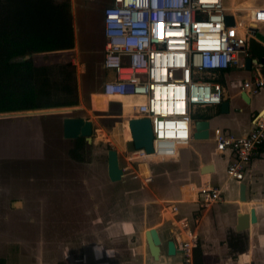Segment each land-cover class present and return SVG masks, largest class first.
<instances>
[{
  "label": "built area",
  "instance_id": "1",
  "mask_svg": "<svg viewBox=\"0 0 264 264\" xmlns=\"http://www.w3.org/2000/svg\"><path fill=\"white\" fill-rule=\"evenodd\" d=\"M238 12L230 11L223 0H109L103 7V93L138 100L131 105L133 117L150 120L153 153L143 148L127 153L131 163L145 165L144 171H132L143 185L152 181L150 156L170 159L192 139L193 108L221 104L224 89L214 75L234 66L247 36L264 23V6L251 9L246 23L237 21ZM229 14L234 18L231 25L226 21ZM262 89L261 75L240 87L249 94ZM252 124L240 136L219 128L213 131L215 149L231 151L234 157L226 167L228 178L242 179L246 165L264 147V111L254 115ZM126 169L122 167L124 175ZM199 192L204 207L221 199L218 187L202 186ZM164 205L176 216V205ZM172 225L180 234L183 263L193 264L198 233L185 217Z\"/></svg>",
  "mask_w": 264,
  "mask_h": 264
},
{
  "label": "crops",
  "instance_id": "2",
  "mask_svg": "<svg viewBox=\"0 0 264 264\" xmlns=\"http://www.w3.org/2000/svg\"><path fill=\"white\" fill-rule=\"evenodd\" d=\"M77 1H87L91 8L96 5L93 0H76V8ZM254 1L236 0L228 6L223 0L230 11L242 9L236 16L241 23L249 20L251 9L264 6V0L260 4ZM72 4L71 12H75ZM259 25L264 27V23L257 24L253 35L247 36L241 52L243 55L238 56L234 66L214 75L224 89L222 102H228L227 110L223 111L221 104L193 108L192 134L195 122L204 120L207 121L206 137L196 139L192 136L186 145L179 147L174 157L151 162L153 180L150 196L153 200H143L145 197L138 191H121L118 194L108 190L105 205L98 203L85 211L82 222L72 220L70 224L73 226L63 228L72 231L82 229L70 234L76 235L80 241L79 247L75 246L76 242L75 247L72 246L76 248V258L71 259L72 263L184 264L178 243L180 234L172 224L177 218L185 217L199 235L193 264H264V147L246 165L243 178L236 180L226 175V167L234 158L232 152L217 151L212 139L216 128L238 136L247 134L252 129L254 115L264 111V89L256 94L245 92L244 97L240 90L243 81L264 76V62L261 61V57L264 59V38H255ZM60 51L73 52L68 49L49 52ZM247 58L252 59L248 65ZM202 186L220 188L221 199L207 207L202 206L199 192ZM136 198L137 203L142 202V207L134 205ZM166 202L177 206L176 216L164 208ZM251 208L255 209L256 221L245 227L239 226L240 216L249 214ZM58 210L72 215L79 209L78 205L68 207L62 203ZM150 227L156 228L161 238L157 258L150 253L144 235ZM169 240L174 242V254L167 252Z\"/></svg>",
  "mask_w": 264,
  "mask_h": 264
},
{
  "label": "rangeland",
  "instance_id": "3",
  "mask_svg": "<svg viewBox=\"0 0 264 264\" xmlns=\"http://www.w3.org/2000/svg\"><path fill=\"white\" fill-rule=\"evenodd\" d=\"M71 1L74 10L76 0ZM93 1L96 5L92 4L94 5L92 7L99 9L96 13L89 10L93 38L99 41L103 38V54L99 56V61L96 57L98 53L92 52L91 60L83 63L78 48L71 53L60 51L30 55L36 64L58 61L62 63L66 59L71 60V64L75 66L79 85L77 113L91 119L94 124L92 143H87L80 151L82 159L70 157L69 150L74 147L75 140H62L60 118L54 114L69 113L72 107H54L40 112L35 111L41 114L34 115V119L28 120L26 118H32L29 116L32 114L27 117L0 116V264H74L71 262V259L76 258L74 247H79L80 241L76 235L70 234L81 232L82 229H74L73 232L69 228L68 230L63 228L73 226L70 224L72 220L82 222L86 210L108 199V190L118 194L121 191L130 193L138 191L145 197L143 200H153L150 196L152 181L145 186L139 179L133 178L135 172L132 171L136 170L138 173L144 171L145 165L131 163L127 159L132 143L126 142L123 137V128L126 125V128L128 127L127 121L134 115L131 105L138 100L123 98L121 103L118 97L108 98L103 92H94L106 79V73L102 68L105 38L100 10L109 0ZM224 2L231 6L236 0H224ZM254 2L260 4L263 0ZM76 9L75 5V14ZM75 14L73 34L76 35L78 25ZM255 38L258 40L264 38V27L261 25ZM242 55L239 53L238 56L242 57ZM112 100L119 101L123 105L121 131L118 122L111 127L110 132L107 131L94 115V110L108 111L109 102ZM33 111L29 113H35ZM23 129L37 130L39 138L35 141L28 139ZM121 142L125 143V146ZM29 147H34L35 154L32 153L33 156L27 157L25 149ZM109 148L118 151L120 164L122 167H127L126 171H128L122 181L113 184L114 189L108 177L103 174L102 167L99 166L101 163L106 165V151ZM151 159L148 164L150 169V164L155 158ZM151 173L153 180L152 170ZM132 183L134 184L131 185ZM121 196L119 199L123 201ZM135 202L137 208L142 207L141 201L137 203L138 198ZM62 203L68 207L78 205L79 210L74 214L70 213L72 215H66L65 212L58 210ZM74 242H76L75 246Z\"/></svg>",
  "mask_w": 264,
  "mask_h": 264
},
{
  "label": "trees",
  "instance_id": "4",
  "mask_svg": "<svg viewBox=\"0 0 264 264\" xmlns=\"http://www.w3.org/2000/svg\"><path fill=\"white\" fill-rule=\"evenodd\" d=\"M72 43L68 0H0V113L76 106L79 85L71 60L36 64L22 55L69 48ZM79 138L70 157L82 159Z\"/></svg>",
  "mask_w": 264,
  "mask_h": 264
},
{
  "label": "water",
  "instance_id": "5",
  "mask_svg": "<svg viewBox=\"0 0 264 264\" xmlns=\"http://www.w3.org/2000/svg\"><path fill=\"white\" fill-rule=\"evenodd\" d=\"M75 7V3H74ZM101 8L100 12L102 13ZM226 21L227 24H233L234 18L232 15H226ZM66 52V51H63ZM71 53V52H70ZM30 58V55H22L13 57L10 59V62H20L24 61ZM261 61L264 62V59L261 57ZM250 62H252L251 58L246 59V64L248 65ZM103 68V65H102ZM104 70V68H103ZM103 84V83H102ZM94 92H103L102 85L99 86ZM245 92L242 93V97L245 96ZM222 110L226 111L228 108V102L224 101L221 103ZM72 107L71 112H60V113H54L57 114L60 118V124H61V133H62V140H77L79 138H83L87 141V143H92V134L94 130V124L93 121L89 118H87L84 115H78L76 109L77 106H63V107H56V108H69ZM54 108V107H53ZM51 109V108H48ZM115 109V110H113ZM44 109H36V110H26V111H14V112H3L0 113V116L5 118V116H32V118H26L28 119H34V115H39L41 113H36L35 111L40 112ZM122 105L119 101L112 100L109 102L108 111H102V110H94V115L97 116V119L99 123L107 129V131H111V127L115 125L116 122H118L119 130H122L121 123L123 121L122 116ZM29 111H33L35 113H29ZM9 117V116H8ZM128 125L131 133V143L132 148L134 149H141L143 148L146 153H153V134L152 129L150 125V120L148 118H134L131 117L128 119ZM206 125L207 121L199 120L196 121L194 124V138H205L206 137ZM23 133H27L28 139L35 141L37 140L38 134L37 130L27 129L26 131L23 129ZM117 137V136H116ZM121 139V136H120ZM122 145L125 146V143L121 142ZM27 151L26 155L27 157L33 156L35 154L33 151L35 150L34 147H29V149H25ZM33 153V154H32ZM37 156V155H36ZM35 157V156H34ZM106 171H107V177L110 181V183H117L124 179L125 175L122 170V165L120 164V157L119 153L116 149L109 148L107 150V163H106ZM250 214V216H249ZM248 213H243L239 218V226L245 227L248 225V223H254L256 221V213L255 209L251 208ZM145 239L148 245V248L150 250V253L154 258H157L160 253V244H161V238L159 231L154 228L150 227L145 232ZM176 251L174 242L172 240H169L167 242V252L168 254H174Z\"/></svg>",
  "mask_w": 264,
  "mask_h": 264
},
{
  "label": "flooded vegetation",
  "instance_id": "6",
  "mask_svg": "<svg viewBox=\"0 0 264 264\" xmlns=\"http://www.w3.org/2000/svg\"><path fill=\"white\" fill-rule=\"evenodd\" d=\"M57 1H62V0H57ZM71 4L72 1L68 0ZM78 5H77V9H76V14L74 12V14L76 15V22H77V33L76 35L73 34V22H75L74 20V14L73 12H71V28H72V43L70 46H68L69 48H66V50H72V51H76V48H78L79 54H80V59L81 61L84 62H89L91 60V53H95L97 54V60L99 61V56H101L103 53L102 48H103V38L102 40H95L93 38V34H92V27H91V22H90V14H89V10H92L93 12H98L99 9L92 7L91 8V4L88 3L87 1L85 2H80L77 1ZM89 7V8H88ZM95 9V10H94ZM100 44V45H99ZM64 50V49H61ZM95 51V52H94ZM103 76H101V80L103 82ZM87 143V141H86ZM106 163H107V151H106ZM100 167H102V172L103 174L106 176L107 171L104 170V168H106V165H104L103 163L99 164ZM109 184V182H108ZM111 183V185L113 186L112 188H115V183ZM134 183H132L131 185H133Z\"/></svg>",
  "mask_w": 264,
  "mask_h": 264
},
{
  "label": "bare ground",
  "instance_id": "7",
  "mask_svg": "<svg viewBox=\"0 0 264 264\" xmlns=\"http://www.w3.org/2000/svg\"><path fill=\"white\" fill-rule=\"evenodd\" d=\"M104 94V93H103ZM105 95V94H104ZM105 96H107L108 98H110V96H108V95H105ZM112 98V97H111ZM120 100H121V103H122V100H123V97L122 98H120V97H118ZM122 105V104H121ZM128 122V121H127ZM127 126V125H126ZM126 126L123 128V137H124V139H125V141L127 142V141H130L131 140V133H130V129H129V125H128V127L126 128Z\"/></svg>",
  "mask_w": 264,
  "mask_h": 264
}]
</instances>
